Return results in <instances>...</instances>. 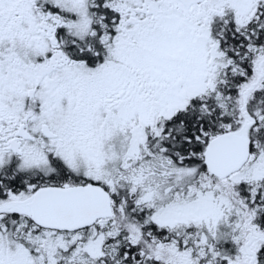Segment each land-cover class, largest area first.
Segmentation results:
<instances>
[{
	"label": "snow or ice",
	"instance_id": "1",
	"mask_svg": "<svg viewBox=\"0 0 264 264\" xmlns=\"http://www.w3.org/2000/svg\"><path fill=\"white\" fill-rule=\"evenodd\" d=\"M0 264H264V0H0Z\"/></svg>",
	"mask_w": 264,
	"mask_h": 264
}]
</instances>
